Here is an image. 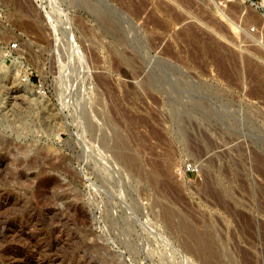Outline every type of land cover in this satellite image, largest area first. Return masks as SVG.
<instances>
[{"label":"rangeland","instance_id":"rangeland-1","mask_svg":"<svg viewBox=\"0 0 264 264\" xmlns=\"http://www.w3.org/2000/svg\"><path fill=\"white\" fill-rule=\"evenodd\" d=\"M95 1L0 0V264H264V0Z\"/></svg>","mask_w":264,"mask_h":264},{"label":"bare ground","instance_id":"bare-ground-1","mask_svg":"<svg viewBox=\"0 0 264 264\" xmlns=\"http://www.w3.org/2000/svg\"><path fill=\"white\" fill-rule=\"evenodd\" d=\"M76 3L81 6V7H86L89 10H91V13L93 12V14H95V17L101 21V23H103L106 28L108 30H110V32L115 33L117 30V21L115 20L114 16L112 15V13L102 7L101 5L98 4L97 1L95 0H75ZM122 44L125 42L124 40L121 39ZM120 42V44H121ZM119 43V42H118ZM125 52V51H124ZM127 52V51H126ZM216 52V51H215ZM213 54V53H212ZM162 69V68H161ZM160 70V69H159ZM158 70V78L154 81L158 82V85H161L162 87L165 88L166 91L167 90V78L165 76V72H163V74H160ZM156 73V72H155ZM167 74V72H166ZM157 75V74H156ZM168 75V74H167ZM179 83V82H177ZM28 85V84H26ZM31 85V84H30ZM29 85V86H30ZM170 85V84H169ZM178 85V84H177ZM179 86V85H178ZM18 88V86H17ZM172 88V87H171ZM181 88V87H180ZM183 88V87H182ZM187 89V88H186ZM191 89V88H190ZM193 89V88H192ZM196 89V88H195ZM189 90V89H188ZM185 91V90H184ZM194 91V90H193ZM182 93V92H181ZM189 93L190 90H189ZM204 93H206L205 95L207 96V94L210 95V93H213L212 90H210L209 88L204 90ZM194 95V93H192ZM199 94V93H198ZM203 94V93H202ZM200 94V95H202ZM187 95V94H186ZM190 95V94H189ZM199 95V96H200ZM185 96V95H184ZM195 96V95H194ZM198 96V95H197ZM203 96H201L200 98L197 99H193L192 103L189 105L190 107H187V109L189 110L188 112L195 115L197 117L198 114H204L205 112H209V106L206 104V101H203ZM174 100V99H172ZM192 100V99H191ZM15 102V101H14ZM177 102V101H175ZM21 103V102H20ZM183 103V102H182ZM181 103V104H182ZM171 104V103H170ZM175 106V105H174ZM173 107V106H172ZM171 107V108H172ZM178 108V107H176ZM174 109V108H173ZM178 110V109H177ZM178 112V111H177ZM187 112V114H188ZM180 114V113H179ZM191 116V115H190ZM202 116V115H201ZM178 119V118H177ZM183 122V121H181ZM94 125V124H93ZM182 125V124H181ZM187 130V129H186ZM104 137V136H103ZM119 152V151H118ZM117 154V153H116ZM118 156V155H117ZM122 159V158H121ZM55 230V229H54ZM203 245V244H202ZM208 251V250H207ZM40 255V254H39ZM17 261V260H16ZM14 262V261H13ZM15 263V262H14ZM18 263V262H17ZM208 263V262H207ZM10 264V261H9ZM13 264V263H12ZM16 264V263H15ZM213 264V263H212Z\"/></svg>","mask_w":264,"mask_h":264},{"label":"built area","instance_id":"built-area-1","mask_svg":"<svg viewBox=\"0 0 264 264\" xmlns=\"http://www.w3.org/2000/svg\"><path fill=\"white\" fill-rule=\"evenodd\" d=\"M228 1H232V0H228ZM244 1L250 3L252 6H254V7H256V8H260V7H261V5L259 4V2H258L257 0H244ZM17 47H18V43H17V42H12V43H10V44L8 45V50H9L10 52H12V51L16 50ZM22 81H24L25 83H30V82H31L29 76H24V77L22 78ZM195 170H196V169H195V167H194V165H193L192 163L187 164V165H185V167H184V172H185L186 174L189 173V172H193V171H195Z\"/></svg>","mask_w":264,"mask_h":264}]
</instances>
